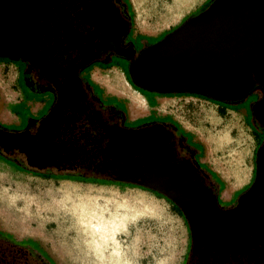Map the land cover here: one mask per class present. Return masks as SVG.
<instances>
[{
    "label": "flooded vegetation",
    "instance_id": "af4514ba",
    "mask_svg": "<svg viewBox=\"0 0 264 264\" xmlns=\"http://www.w3.org/2000/svg\"><path fill=\"white\" fill-rule=\"evenodd\" d=\"M127 19L121 0H0V59H19L21 71L27 75L26 83L32 82L54 94L50 112L54 111L47 120L43 118L44 128L41 129L46 140L36 142L49 150L50 157L44 161L34 159L37 166L55 163V158L61 160L75 152L72 145H63L62 150H58L47 140L54 133L60 134L63 123L71 129L73 126L69 124L73 116L82 114L88 107L84 90L90 87L81 84V71L95 62L114 57L124 62L129 74L138 55L151 46L152 43L140 44L141 51L135 53L132 41L124 40L130 26ZM88 91L91 93V89ZM258 94L259 100L264 99L259 90ZM216 100L226 103L232 98ZM67 109L70 110L68 114ZM87 114L92 125L102 124L97 110ZM261 120L264 121L258 116L251 117L260 149L253 159L251 179L244 191L225 204L220 203L217 195L219 188L214 179L219 181V177L198 162L195 149H186L185 136L174 135L172 129L162 128L160 124L143 127L159 126L161 130L156 135L158 148L149 156L138 150L131 151L133 147L124 131L135 129L129 128L134 126H126L125 122L127 128L110 126V121L102 120L107 131L101 138L110 136L113 140L111 160L106 164L108 169L115 175L135 178L138 182H145L146 176H152L153 185L175 200L150 188L166 198L185 223L187 247L181 264H264V152L261 153L264 126ZM39 130L32 131V135ZM82 133L88 138L90 149H95L97 145L91 140V132ZM38 146L43 152L42 146ZM256 161L260 165V175L255 179Z\"/></svg>",
    "mask_w": 264,
    "mask_h": 264
},
{
    "label": "rangeland",
    "instance_id": "374dc122",
    "mask_svg": "<svg viewBox=\"0 0 264 264\" xmlns=\"http://www.w3.org/2000/svg\"><path fill=\"white\" fill-rule=\"evenodd\" d=\"M156 1L157 5L155 7L159 10L163 0ZM165 1L168 2V5L166 4L164 11L156 19L159 24L163 25L167 21L174 19L178 11L187 6H191L197 0ZM124 3L131 17L128 2L124 0ZM197 9L187 16L193 15ZM162 37L151 38L148 40V43L155 44ZM124 40L132 41L131 43L135 53L141 51L140 44L138 42L136 43V40L133 39L130 32L125 34ZM14 60L18 62L19 59ZM126 75L128 80H130L127 71ZM21 77L25 84L24 81H26L27 75L21 73ZM164 94L171 95V93ZM174 94H186V92H177ZM196 97H200V99L192 97L181 98L174 107L173 115L179 120L182 127L180 128L182 130L185 128L191 132L183 135L185 136L187 145L195 149L196 155L199 157L203 155V149L206 150L207 156L212 162L210 165L212 167L215 165L216 173L214 175L216 177H234V179L241 182L251 173L253 159L257 156L258 139L251 125V117L258 116L264 119L254 110V106L261 97L258 94V90H250L240 99L232 98V100H239V102L236 104L231 103L230 105L217 102L218 100L215 101L216 99L214 98V101H212L203 95ZM227 98L231 97L227 96ZM149 103L151 104V102ZM121 109L125 111V108L121 107ZM30 118L35 119L31 116ZM180 119L181 121L184 119L185 123L182 121V124ZM151 120H153L151 117L145 118L133 124L127 123L126 126H135ZM160 121H165V119ZM261 121L263 122V120ZM4 127L16 130L22 128V126ZM199 129L200 133L198 132ZM191 139L200 140L203 144L201 145L202 147L200 144H192ZM204 144H207V146ZM33 151L35 153L40 152L36 148H33ZM203 166L208 168L207 163H204ZM218 180L214 179L218 183V188L222 189L224 184L220 178ZM66 187L71 188L72 191L69 193L64 192ZM244 187L237 189L232 199L247 188ZM58 192L63 197L61 200L63 207L55 213L51 211L49 216L47 215L46 217L40 216L39 209L36 211V215H31L30 211L32 209L30 207H26L24 211L22 206L18 207V210H14L11 205L7 206L8 204L1 202L0 225L12 231L15 235H31L39 239L42 242V248L48 250L46 255L49 257L51 264H54V261L57 264H96L91 255L92 248L89 247L82 235L80 209L83 206L91 204H102L106 214L115 210L121 212L128 210L130 212L126 225L122 227L121 235L119 236L123 254L128 257L129 264L182 263L187 247V230L183 219L175 213L173 207L167 201L154 198L153 196L136 190L128 191L124 193L126 195L122 194L121 196H92L89 190L64 185ZM220 195L222 194L220 193ZM220 195L218 196L220 203H227L228 201H223ZM99 197L102 199H97ZM39 206L38 208H40ZM37 214L40 216L38 219L36 218ZM33 220L36 221L32 222ZM23 244L34 247L31 243ZM71 246L76 250L73 253L70 252L72 251L70 249ZM62 252L66 253L69 257L64 258Z\"/></svg>",
    "mask_w": 264,
    "mask_h": 264
},
{
    "label": "crops",
    "instance_id": "0c3cea01",
    "mask_svg": "<svg viewBox=\"0 0 264 264\" xmlns=\"http://www.w3.org/2000/svg\"><path fill=\"white\" fill-rule=\"evenodd\" d=\"M126 1L128 2L129 11L131 13L128 32H130V35L136 40V43L138 42L143 46L148 43L149 39L158 37L161 33L168 32L176 27L185 16L199 8L205 0H197L193 2L191 6H187L178 11L175 18L167 21L164 25L159 24L156 19L164 11L166 4L168 5L167 1H162V5H160L161 9L159 8V10L155 7L157 5L156 0ZM21 69L22 64L20 62L0 59V125L8 127L22 126V128L18 130H23L28 125L29 120H33L30 118L31 116L34 117L36 121L35 126L30 129L32 132L40 129V122L37 120L43 117L46 118L50 112L54 104V94L47 88L37 87L32 82L28 84L24 81V84L21 77ZM125 69L126 67L123 61L111 57L102 62H95L89 65L80 73V76L89 83L93 95L95 94L96 96H94L97 97L103 105L114 106L119 109H121V107L125 108V111H123L125 124H133L139 120L151 117L153 120L160 121L165 119L166 122L173 121L178 127H181L179 120L173 115L177 101L184 97L200 99V97L192 95H177L174 93L165 95V92L136 89L129 82ZM135 101H139V104L137 105ZM149 102H151V104ZM44 114L47 115L45 116ZM183 131L187 134L190 132L185 128H183ZM190 141L194 145H203L200 140L191 139ZM204 145L207 146V144ZM24 152L29 157L30 161L34 160L25 150ZM20 159L24 161L22 156ZM197 160L202 165L207 163L210 170L216 171L215 165L213 164V167L210 165L212 162L207 156L205 149H203V155L201 157L197 156ZM252 168L253 165L251 166V173L241 182L234 179V177L226 178L219 176L224 187L218 189L217 195L219 196L221 193L222 195H220V197L223 201L231 200L235 191L245 186L251 179ZM64 185L89 190L92 196H121L128 191L136 190L144 192L154 198L165 200L171 206V203L166 198L159 196V194L150 188L143 189L121 182H105L93 179L84 180L73 177H60L58 175H39L21 168L0 156V201H4L6 204L11 205L15 210H18V207L27 205V207L32 209L30 211L31 215H36V211L39 209V213H41L40 216L43 217L49 216L51 211H53V213L60 211L63 207L61 203L63 197L58 191ZM97 199L102 198L99 197ZM38 206L40 208H38ZM175 213L178 215L177 212ZM40 216L37 214L36 218L38 219ZM35 221L36 220H33L32 222ZM0 232L16 242L31 243L37 251L45 255L48 252V250L42 248V242L31 235H15L12 231L5 229L1 225ZM70 249L72 250L70 251L71 253L76 251L73 246H71ZM62 254L64 258L69 257L64 252H62ZM54 264H57L56 261H54Z\"/></svg>",
    "mask_w": 264,
    "mask_h": 264
},
{
    "label": "water",
    "instance_id": "95a60500",
    "mask_svg": "<svg viewBox=\"0 0 264 264\" xmlns=\"http://www.w3.org/2000/svg\"><path fill=\"white\" fill-rule=\"evenodd\" d=\"M249 67L255 68L264 81V0H214L208 10L184 20L164 38L142 50L132 63L129 76L136 86L148 91H205L214 99L223 96L239 99L251 86L246 74ZM263 102L264 99L257 102L254 110ZM41 126L43 123L33 137L26 132L3 134L0 131V135L5 136L10 145H20L22 151L38 160L39 155L33 151L32 141L38 139L35 142H45ZM148 131L151 137L153 133H161L159 126L124 132L138 143L133 136L141 135L142 138L143 133ZM145 146L146 143H140L137 147L143 152ZM259 152L258 148L256 154ZM258 169L256 161L255 179ZM151 177L146 176L147 181L139 183L165 193L153 185L154 177Z\"/></svg>",
    "mask_w": 264,
    "mask_h": 264
},
{
    "label": "trees",
    "instance_id": "16d2710c",
    "mask_svg": "<svg viewBox=\"0 0 264 264\" xmlns=\"http://www.w3.org/2000/svg\"><path fill=\"white\" fill-rule=\"evenodd\" d=\"M213 1L214 0H205L197 9V11L194 12L193 15L187 16L186 19L196 16L208 10V8L211 6ZM122 3L125 7L126 16L128 17L127 22L130 23L131 17L130 14L128 13V8L124 3V0L122 1ZM170 31H172V29ZM166 34L167 32H163L160 34V36H163L162 38H164ZM246 74L251 81V86L245 93H247L250 90L257 89L262 93V96H264V82L257 75L255 68L253 67L247 68ZM80 80H81V84H84L87 87L89 86V83L86 80H84L83 78H81ZM130 80L129 82L134 88L145 90L136 86ZM88 90L90 89L87 88V90H84L85 105L86 106L88 105V107L84 109V112L82 114L73 116L69 124L70 126L71 125L73 126L72 127L73 129L66 128L65 123H63L62 124L63 128H61L62 126H60L61 129L60 134L57 135L56 133H54L53 137L52 136L48 137L47 140V143L50 144L52 143L53 145L52 144L51 145L53 147H57L58 150H62L63 145L65 146L72 145L75 148V152L73 151L74 152L73 156L67 155L68 157L66 158L61 157L62 158L61 160L55 158L57 160L55 163H49L46 164L45 166H39V165L37 166V164H34L35 163L34 161L29 160V157L26 155L24 151H22L20 145L19 146L10 145V142H8L6 140L7 138L3 135L0 136L1 137L0 156L5 160L13 162L14 164H16L21 168H24L39 175H45V176L58 175L60 177H66V178L73 177L84 180L93 179V180H101L105 182H121L126 185L138 186L143 189H147L145 186H142L137 179L135 178L132 179L129 178L127 180H125L124 178L119 179L118 176L114 174V172L108 169L106 164H108L109 161L111 160V150H113V148H111V143L113 140L110 136H106L107 138H101L103 133L107 131V130L105 131L106 128L104 122L108 121L107 119H109L111 123L110 126L127 128L124 127V112L122 109L116 108L114 106L103 105V103L97 97L95 96L93 97V93L92 92L90 93V91ZM191 94L195 96L203 95L207 99L214 101V99L211 96H209L205 91H202L200 93H186L185 95H191ZM238 102L239 100H232L226 103L224 102V104L230 105L231 103L236 104ZM92 110L98 111L99 120L101 121L102 124H94V125L91 124V120H89V115L87 113L92 112ZM68 113H70V110L67 109L66 114ZM43 118H40L37 121L40 122L41 124L43 122ZM67 118H69L70 120L69 116H67ZM110 119L112 120V122ZM102 120H104V122H102ZM35 123H36L35 120H29L28 125L23 130L10 129L0 125V131L3 134L10 132L20 134L22 132H26L30 137H32L33 135L30 129L35 126ZM156 124H160L161 126H163L162 128L169 127L170 129L173 130L174 135L178 134L180 136H183L184 134H186V132H184L180 127H177L178 125L173 121H169V122L146 121L134 127H129V128L140 129L147 125L150 126ZM261 124L264 126V121ZM255 128L258 127L256 126ZM85 130H86V135H88L87 130L88 132L90 131L92 133L89 134L92 135L93 137L91 140L94 141V143H96L97 145L95 149H90L89 147L90 144L89 142L87 143L88 138L86 139L85 135H83L82 133ZM260 130H262V127ZM93 133L94 134L97 133V134L93 135ZM188 148H192V147L187 145L186 149ZM59 154L62 155L61 153ZM18 156L20 157L22 156L24 158V161H22L23 159L21 160L20 157ZM192 160L197 165V162L194 159V157L192 158ZM171 207H173L174 211L176 212L175 207L173 205H171ZM178 215L180 214L178 213ZM23 243H28V242H16L7 235H4L0 232V264H51L49 257H47L44 253L37 251L36 248L31 247V245L29 246Z\"/></svg>",
    "mask_w": 264,
    "mask_h": 264
},
{
    "label": "bare ground",
    "instance_id": "6f19581e",
    "mask_svg": "<svg viewBox=\"0 0 264 264\" xmlns=\"http://www.w3.org/2000/svg\"><path fill=\"white\" fill-rule=\"evenodd\" d=\"M135 102L137 105L139 104V101H135ZM255 110L257 113H259L260 111L261 115L264 116V102L262 103V105L257 106ZM182 121L184 122V119H182ZM198 132L200 133V129L198 130ZM155 134L157 135L159 133H155ZM140 136L141 135L133 136V138L136 141H138L137 143L133 141L132 137H130L129 134L127 135L128 137L127 140L131 142V145L133 147L130 148L131 151L138 150V152L141 154L148 153L149 156L150 154L153 155L154 151H156V149L158 148L156 145L157 136L155 137L153 133L151 137V132L149 131L144 132L142 138H140ZM148 142L150 143L152 142V143L150 144ZM140 143H146V146L144 147L145 151L143 152L140 151L141 149H139V147H137ZM38 145L42 146L41 151L43 152L37 153L39 156L36 154H32V156H38V161L40 160L44 161L45 159L50 157V152L43 145L39 143L36 144L34 140L32 141L33 148L39 150ZM262 152H264V149L261 151V153ZM259 175H260V165L258 169V176ZM70 191H72V189L69 187H66L64 190V192L66 193H69ZM249 193L250 191L245 193L244 196L241 198V200L245 196H248ZM2 202L4 203V201ZM26 207L27 205L23 207V211L26 209ZM80 214H81V225H82L81 229L83 230L82 235L84 236L85 241L89 245V247L92 248L91 255L93 256L94 262L96 264H122V263L129 264L128 257L123 254V248L119 236L121 235L120 232L122 230V227L126 225V221L130 215V212L128 210L122 212L119 210H115L112 212L110 211V213L106 214L105 208L102 204H91L88 206H83L80 209ZM107 255H109V257H107Z\"/></svg>",
    "mask_w": 264,
    "mask_h": 264
}]
</instances>
